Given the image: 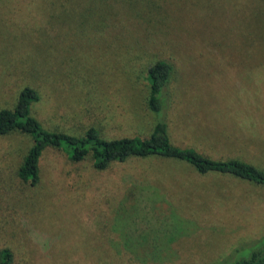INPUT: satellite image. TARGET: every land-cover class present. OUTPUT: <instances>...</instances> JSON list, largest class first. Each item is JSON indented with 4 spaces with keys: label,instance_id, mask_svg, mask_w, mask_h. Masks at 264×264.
Listing matches in <instances>:
<instances>
[{
    "label": "rangeland",
    "instance_id": "1",
    "mask_svg": "<svg viewBox=\"0 0 264 264\" xmlns=\"http://www.w3.org/2000/svg\"><path fill=\"white\" fill-rule=\"evenodd\" d=\"M70 10V12H67ZM174 66L172 142L264 170V0H0V111L30 86L51 131L146 138L149 67ZM0 137V249L14 264H219L264 241V186L151 158L94 167Z\"/></svg>",
    "mask_w": 264,
    "mask_h": 264
},
{
    "label": "trees",
    "instance_id": "2",
    "mask_svg": "<svg viewBox=\"0 0 264 264\" xmlns=\"http://www.w3.org/2000/svg\"><path fill=\"white\" fill-rule=\"evenodd\" d=\"M173 75L174 66L164 60L156 61L148 69L147 107L155 115L156 123L152 133L146 138L107 139L95 127H90L83 136L48 130L32 115V107L40 101V93L30 86L24 87L14 108L0 111V137L19 133L28 136L32 142L16 172L17 180L22 185L38 187L42 179L41 162L48 152H54L71 164H78L92 157L98 171H106L112 165L124 164L130 160L162 158L186 163L201 175L219 174L264 186L263 169L235 158L215 160L193 148H182L172 142L165 111L169 100L166 91ZM14 262L13 251L8 247L1 248L0 264ZM219 264H264V241L249 257L234 263L223 260Z\"/></svg>",
    "mask_w": 264,
    "mask_h": 264
}]
</instances>
